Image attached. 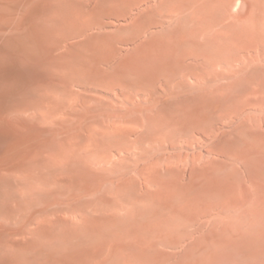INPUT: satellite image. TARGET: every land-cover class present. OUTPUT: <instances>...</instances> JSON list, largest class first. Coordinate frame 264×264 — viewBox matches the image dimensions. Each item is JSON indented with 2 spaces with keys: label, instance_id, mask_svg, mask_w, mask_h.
<instances>
[{
  "label": "rangeland",
  "instance_id": "rangeland-1",
  "mask_svg": "<svg viewBox=\"0 0 264 264\" xmlns=\"http://www.w3.org/2000/svg\"><path fill=\"white\" fill-rule=\"evenodd\" d=\"M183 2L0 0V264H264V0L235 6L248 68L206 61L229 49L180 21ZM63 33L80 54L56 58ZM45 88L74 102L67 118L35 117ZM113 123L125 133L88 141ZM28 164L31 186L19 179ZM69 174L79 183L67 192Z\"/></svg>",
  "mask_w": 264,
  "mask_h": 264
},
{
  "label": "bare ground",
  "instance_id": "bare-ground-1",
  "mask_svg": "<svg viewBox=\"0 0 264 264\" xmlns=\"http://www.w3.org/2000/svg\"><path fill=\"white\" fill-rule=\"evenodd\" d=\"M55 1L56 2H68V4H69V1L71 2V0H55ZM236 5H237V0H184L183 3H181L177 6V12L179 14L180 21H182V22H196V21L200 22L202 25V27L199 30L200 33H203L205 36H207L210 39L215 40L216 42L217 41L221 42L224 46H227V48L229 49L226 51H222L220 53L218 52V54L214 57V59H211V60L208 59L206 61H208L209 63H211V62L213 63L215 60L216 61L224 60V61L228 62L229 65H231V63L234 61H239V62H241L243 67L248 68L250 66L251 61L255 60V58H254V55L252 53H250L251 47H250V43L248 41V38L246 37V32H247L246 28H245L246 27V21H245V19L242 18L240 12L235 10ZM77 7H79V8H77V10L79 9L78 13H80L81 15H83L86 12L84 4L78 3ZM71 19H72V16L69 19L67 18V21L69 22V20H71ZM80 31H84V28H82V30L80 29ZM77 33H65V34L63 33L62 35L57 36V38H55L52 41L51 47H52L53 51L56 52L55 53L56 58L60 57V59H62V58L66 59V58H70L72 56H75L76 54H80L82 52L83 43L75 42L73 40L68 41V39L70 37L76 36ZM255 41L264 44V35H261L259 37V40L258 41L255 40ZM229 46L231 47V49ZM67 60L69 61V59H67ZM209 63L205 62L206 65H209ZM62 68H64V66ZM60 70H58V72L61 74ZM65 71H67V70L65 69ZM231 71H234V66L231 67ZM63 74H64V72L62 73V75ZM75 97L76 96L74 95V98ZM83 98H85V97H83ZM83 98H81L80 100L75 98V100L76 99L78 100L75 102L77 103V102L81 101ZM126 98L128 100L134 99V97L131 94H127ZM85 99L82 100V102L84 103V107L90 106V104L88 105L87 99H86V101H84ZM96 102L100 103V101H96ZM66 103L67 102H65L64 100L55 99L54 96L52 95V90L45 88L42 91V93L40 95V101L37 104V106L40 108V112L43 114V117L37 116L38 114L35 115V117L40 118L39 120H41V121L44 120L47 122H50V121L53 122L59 113L60 114L65 113L66 114L65 118H67L69 112L71 110L73 111V109H74L73 108L74 102L72 101L69 104H66ZM78 104H81V103H78ZM77 106L76 107L74 106V107L77 108ZM80 106H82V104ZM16 112L21 113V110H17ZM164 120L165 119H164L163 112H162L158 116H156L151 122L154 123V126H160V125L162 126V123ZM104 129H105V132L108 133V135L103 134L101 136H98V134H99L98 131L90 129V131H91L90 136L87 137L88 141L90 143L99 142L100 140H105L106 138H107V140L114 141V138L117 135L125 133V130H123L116 123L108 125ZM67 147H69V155H68L69 158H82L78 143H76V142H74V143L70 142L69 143L68 142ZM154 167H156V166H154ZM33 171H34V166L28 164V166H26L23 169V174L19 178V179H21L20 182L25 184V185L31 186V184H32L31 179L34 177ZM153 174H155V173L153 172ZM157 175H160V174L158 173ZM68 177L69 178H68L67 182L65 184L61 185V187H60L67 192L74 190L78 186V183H79V179L75 175L69 174ZM0 179H4V173L1 172V169H0ZM152 179H154V178H152ZM133 180L131 181L129 179V180H127L128 182L125 181L123 183L124 185L122 184L123 186H120L119 188L117 187V189L122 190L125 186L135 187L136 183ZM139 183L141 184L140 181H139ZM144 184L146 187V185L148 183H144ZM143 187L144 186H142V188ZM17 197H19V196H17ZM17 197H16L17 207L21 208V207H23V199H18ZM21 198L25 199L24 196H21ZM204 199H205L204 194L202 192L196 190V192H194L193 195L189 198V204L195 206V205H198L199 203L203 202ZM203 213L206 214L208 212H207V210H204ZM14 215H15V211L10 212V214H8L7 217L9 218V220H12V218H14ZM211 225L214 226V228H220V226H223V228H222V230H223L227 227L228 224H225L224 220H214L211 223ZM43 229H44V226L39 224L36 230H31L30 232L33 231L32 233H37L38 231L40 232ZM131 229H134V227H132ZM126 230L127 229H125V231ZM126 232H128V231H126ZM129 232H131V230ZM135 235H136V233H135ZM202 244L203 243L201 242V240L196 241L197 247H201Z\"/></svg>",
  "mask_w": 264,
  "mask_h": 264
}]
</instances>
